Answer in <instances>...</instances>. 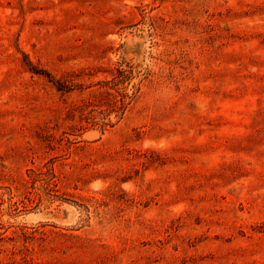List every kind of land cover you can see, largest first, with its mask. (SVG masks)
Returning a JSON list of instances; mask_svg holds the SVG:
<instances>
[{
  "label": "rangeland",
  "instance_id": "374dc122",
  "mask_svg": "<svg viewBox=\"0 0 264 264\" xmlns=\"http://www.w3.org/2000/svg\"><path fill=\"white\" fill-rule=\"evenodd\" d=\"M0 264H264V0H0Z\"/></svg>",
  "mask_w": 264,
  "mask_h": 264
}]
</instances>
